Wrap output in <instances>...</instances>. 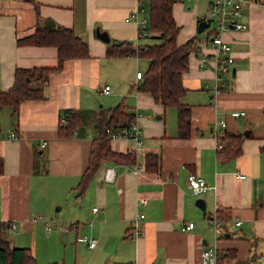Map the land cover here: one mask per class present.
<instances>
[{
    "label": "crops",
    "instance_id": "1",
    "mask_svg": "<svg viewBox=\"0 0 264 264\" xmlns=\"http://www.w3.org/2000/svg\"><path fill=\"white\" fill-rule=\"evenodd\" d=\"M138 6L139 0H0V91L13 85L17 68L58 65L55 45L19 41L49 19L72 27L89 46V56L66 59L62 68L49 73L44 98L24 99L16 116L10 106L0 108V229L8 224L5 236L14 246L30 248L38 264H67L66 258L72 264H203L206 247L234 250L243 264H264V0H243L247 29L224 32L234 60L218 92L216 45L205 33L199 38L191 13L185 17L173 8L181 25L178 42L198 40L183 73L187 92L182 100L192 106L188 137L178 135L177 109L137 89V71L146 70L148 59L108 54L115 41L152 43L139 38L137 17L127 19ZM97 27L108 31L110 41L97 35ZM203 56L210 59L200 66ZM106 84L111 86L108 93L102 90ZM119 103L137 112L144 143L137 146L120 137L112 138L111 145L135 152L137 163L103 160L85 194L78 195L99 113ZM71 107L80 110L83 122L72 136L59 137L60 112ZM239 109L247 115L231 114ZM12 130L18 138L9 137ZM224 130L246 136L242 152L229 160L219 157L217 146ZM43 140L47 145L41 148ZM148 153L161 156L159 171L146 169ZM135 166L144 170L134 172ZM109 167L115 169L111 180L106 178ZM191 171L208 184L201 193L189 186ZM198 197L204 198L205 208L196 204ZM219 207L242 223L214 228L206 215ZM39 214L44 217L33 219ZM189 221L195 226L184 229ZM13 222L16 227L10 229ZM67 238L75 251L71 257L65 251L61 260L56 247ZM54 250L56 255L48 257Z\"/></svg>",
    "mask_w": 264,
    "mask_h": 264
},
{
    "label": "trees",
    "instance_id": "2",
    "mask_svg": "<svg viewBox=\"0 0 264 264\" xmlns=\"http://www.w3.org/2000/svg\"><path fill=\"white\" fill-rule=\"evenodd\" d=\"M149 21L148 29L153 39L152 43L135 46L130 40L113 42L108 50L109 55L121 56L137 54L148 59V66L143 76L137 83L138 90L149 91L154 99L165 107L177 109L178 135L188 137L192 133L191 117L192 106L183 102L182 97L187 92L183 82V73L189 68V55L198 40L193 37L179 43L177 38L181 25L177 23L173 8L177 0H148ZM202 20L200 18L198 23ZM20 42L33 45H55L58 48V65L56 67L17 68L15 81L5 91H0V108L10 106L13 114L18 112L21 101L27 98H44V88L52 70L62 68L63 63L69 58L89 56L88 43L81 38L70 26L57 24L54 27L46 25L37 27L36 30L23 38ZM33 80L37 85L33 86ZM137 112L131 110L123 103L102 108L97 119L96 134L91 142L88 165L81 175L76 187L78 195H84L86 189L103 160L117 163L136 164L137 155L132 151H119L112 147L107 129H126L137 120ZM246 116V115H245ZM64 119V120H63ZM83 122L82 114L77 108H65L60 112L58 136L69 137L78 131ZM1 133V124H0ZM245 134L241 131L224 130L219 136L223 147L219 148V157L229 160L237 157L242 152ZM145 167L149 171L161 169V156L157 153H148ZM4 172V158L0 156V174ZM224 218L231 217L225 208L219 207L216 211ZM8 224H1L0 235V264H38L37 260L27 247H17L11 244L5 236ZM48 264H62L52 261ZM111 264H135L134 261H117ZM216 264H243L236 260L234 250L228 249L218 252Z\"/></svg>",
    "mask_w": 264,
    "mask_h": 264
},
{
    "label": "built area",
    "instance_id": "3",
    "mask_svg": "<svg viewBox=\"0 0 264 264\" xmlns=\"http://www.w3.org/2000/svg\"><path fill=\"white\" fill-rule=\"evenodd\" d=\"M148 0H139V6L136 8L127 19L137 17V21L139 24L138 27V36L139 38L148 37L151 35L150 30L148 29V21L149 19L144 16L146 12V6ZM243 0H208L210 15H205L201 17L202 19L211 18L210 27L208 26L204 31L206 34V39L212 44L216 45L217 51L214 56L215 62V70H216V92L220 91V88L223 84L227 83L226 77L231 72V63L234 60V56L231 53V45L230 42H227L224 39V32L230 29H240L245 30L248 27V24L243 19V13L241 9V4ZM143 13L141 17H139V13ZM139 17V18H138ZM210 59L209 56H203L200 58V66H204L206 62ZM137 78L141 79L143 76V71H137ZM208 88V86L206 85ZM111 86L110 84H106L102 90L103 92H110ZM231 114L235 117H242L247 115V111L244 109L232 110ZM138 115V114H137ZM138 118V116H137ZM64 120V119H63ZM109 135L112 138H120V137H128L135 141L137 146H141L144 143V130L140 123L136 120L126 129H116V128H108L107 129ZM11 138H18L19 135L16 131L12 130L9 134ZM47 145V140L41 141L39 146L41 148ZM218 148L223 147V143L219 141ZM134 172H139L144 170L141 166H135ZM115 174V169L113 167H109L106 172L107 179H113ZM240 177H245L246 174H239ZM188 183L192 188V191L196 194L201 193L205 189L208 188V184L205 178L197 173V172H189L188 174ZM121 190V188H120ZM98 207L95 206L93 210H97ZM44 216L34 215L33 219L43 218ZM144 217V214L141 213L138 218L135 219V225H140V219ZM207 219L213 225L214 228H218L219 226L235 224L240 225L242 223L241 219H233L231 217L224 218L220 216L217 212L214 214L206 215ZM195 226L194 221L186 222L184 225V229H192ZM16 227V223L13 222L10 225V229H14ZM50 227V226H49ZM137 233V231H136ZM82 239L88 240L87 237H81ZM96 244V239L92 238L89 240V246H94ZM218 252L214 247H206L202 252L203 264H216Z\"/></svg>",
    "mask_w": 264,
    "mask_h": 264
},
{
    "label": "rangeland",
    "instance_id": "4",
    "mask_svg": "<svg viewBox=\"0 0 264 264\" xmlns=\"http://www.w3.org/2000/svg\"><path fill=\"white\" fill-rule=\"evenodd\" d=\"M180 5H183L185 7V9H183L184 11H182ZM174 8L177 9L178 13H179V8H180L182 16H185V17H188V15L191 13V15L193 16V18L195 19V22L197 24H198V19H200L201 17H203L205 15H208V16L210 15L208 0H177L174 4ZM149 12H150V10H149V2H148L147 6H146V12L144 13V16H146L148 19H149ZM195 15H198L200 18H197V16L195 17ZM204 33H205V31L199 32L197 30V34L199 35V38H201V39L205 38ZM153 41H154L153 39L149 40V42H153ZM32 85L36 86L37 80H33ZM68 241H69V238L64 239L63 244L56 247L59 250L57 255H59V258L61 260L64 257L66 258L65 251L67 252V254L70 257L73 254V252L75 251L74 246L72 244L68 243ZM54 244L57 245V241H54ZM56 248H55V250H56ZM79 248H80V246H79ZM55 250L48 257L55 256L56 255ZM66 259H67V264H72L70 259H68V258H66ZM52 261H54V260H52ZM45 264H48V262H46Z\"/></svg>",
    "mask_w": 264,
    "mask_h": 264
},
{
    "label": "water",
    "instance_id": "5",
    "mask_svg": "<svg viewBox=\"0 0 264 264\" xmlns=\"http://www.w3.org/2000/svg\"><path fill=\"white\" fill-rule=\"evenodd\" d=\"M210 22H211V18H208V19H202L199 23H198V26H197V30L199 32H202L204 31L209 25H210ZM46 26L48 27H54L56 26V23L54 20L52 19H49L46 23ZM97 35L99 37H101L102 39L106 40V41H110V35L108 33L107 30H101L100 27H97ZM247 133V132H246ZM196 204L199 205V207L201 208H205V205H204V198L202 197H198L196 199ZM226 235H230V233H227Z\"/></svg>",
    "mask_w": 264,
    "mask_h": 264
}]
</instances>
